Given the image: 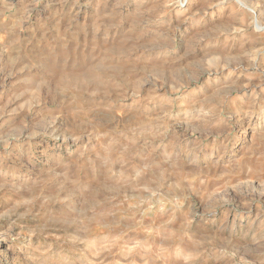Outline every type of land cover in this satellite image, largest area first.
Returning <instances> with one entry per match:
<instances>
[{
	"label": "rangeland",
	"instance_id": "1",
	"mask_svg": "<svg viewBox=\"0 0 264 264\" xmlns=\"http://www.w3.org/2000/svg\"><path fill=\"white\" fill-rule=\"evenodd\" d=\"M0 264H264V0H0Z\"/></svg>",
	"mask_w": 264,
	"mask_h": 264
}]
</instances>
